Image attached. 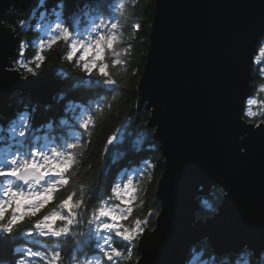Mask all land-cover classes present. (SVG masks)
<instances>
[{
  "label": "clouds",
  "instance_id": "clouds-1",
  "mask_svg": "<svg viewBox=\"0 0 264 264\" xmlns=\"http://www.w3.org/2000/svg\"><path fill=\"white\" fill-rule=\"evenodd\" d=\"M136 4L137 0H82L66 14V0H56L51 7L48 0H37L19 21L22 34L36 37L12 32L17 42L3 65L4 74L15 73L21 81L38 77L48 72L50 56L59 53L55 76L62 81L79 78L47 103L16 89L7 97L13 115L0 112V264H141V258L149 264L143 250L145 231L148 236L157 233L149 217L155 224L160 212L141 211L143 173L123 182L118 176L108 194L100 174L86 175L88 169L82 167L96 123L111 110L109 98H70L85 81L113 93L112 100L121 94L133 53L131 41L142 27ZM246 55L247 87L237 95L235 111L238 136L264 132V35ZM74 103L83 114L70 120L68 109ZM38 115L46 119L35 125ZM242 147L240 153L246 154L247 147ZM217 184L223 185L220 192ZM196 192L190 208L193 226L216 221L231 189L222 182L199 183ZM174 264H264V230L224 248L217 247L211 234L199 235L186 243Z\"/></svg>",
  "mask_w": 264,
  "mask_h": 264
},
{
  "label": "water",
  "instance_id": "water-1",
  "mask_svg": "<svg viewBox=\"0 0 264 264\" xmlns=\"http://www.w3.org/2000/svg\"><path fill=\"white\" fill-rule=\"evenodd\" d=\"M36 1L0 0V112L8 117L12 91L22 89L47 103L66 81L54 69L27 81L2 71L14 54L12 32L19 37L5 16L25 13ZM260 35L264 0H155L137 100L139 112L150 111L147 126L154 128L152 140L163 159L157 233L148 236L146 230L143 242L149 264L178 262L186 243L202 234H211L224 248L264 230V132L238 136L235 115L237 95L247 87L246 54ZM242 146L246 154L240 153ZM216 182L231 189L222 215L193 226L196 185Z\"/></svg>",
  "mask_w": 264,
  "mask_h": 264
},
{
  "label": "trees",
  "instance_id": "trees-1",
  "mask_svg": "<svg viewBox=\"0 0 264 264\" xmlns=\"http://www.w3.org/2000/svg\"><path fill=\"white\" fill-rule=\"evenodd\" d=\"M55 2L56 0H48V6H54ZM81 2L82 0H66V14L74 12ZM154 5L155 0H137L135 5V11L142 19V27L136 39L131 41L134 45L133 53L128 62L127 83L120 89L121 94L115 100H112L111 96L113 93L106 92L103 87L93 88L88 85L87 81L79 89L70 93V98L76 101L85 98H98L102 94L109 98L108 103L111 105V110L107 111L106 115L96 123L92 138L88 141L89 147L86 158L82 162V167L88 169L86 175L95 176L97 173L100 174L101 186L108 194H110V188L116 182L118 176L121 177L122 181L133 174L139 178L141 173H143L144 206L141 211L145 215L150 209L160 211V202L157 199L156 191L163 171L160 145L152 140L154 131L147 127L150 111H137L138 84L145 65ZM31 9L26 13L10 11L5 16V21L17 29L19 37L21 35L29 39L36 37V34L32 32L22 34L19 29V21L25 19ZM58 60L59 53H53L45 70L49 71L51 68L55 70L58 66ZM78 78L77 76L70 77L65 81L63 88ZM255 82L256 77H253L252 83L254 84ZM68 112L71 114L70 120H75L78 115L83 114V109L74 103L68 109ZM44 119L46 117L38 115L34 124L39 125ZM145 131L147 135H145ZM113 133L115 135L112 142L109 143L108 138ZM84 140H87V137ZM106 145L107 152L104 151ZM150 145H154L155 150ZM102 157L103 160L101 159ZM89 165L91 166L90 168ZM149 165L153 167L149 168ZM149 174L151 179H148ZM220 190L221 187H216L217 192H220ZM95 199L96 197L93 198L92 203L95 202ZM135 211L134 208V214ZM152 219V217H149V223L152 227H155L156 223L152 224Z\"/></svg>",
  "mask_w": 264,
  "mask_h": 264
},
{
  "label": "rangeland",
  "instance_id": "rangeland-1",
  "mask_svg": "<svg viewBox=\"0 0 264 264\" xmlns=\"http://www.w3.org/2000/svg\"><path fill=\"white\" fill-rule=\"evenodd\" d=\"M37 2V1H36ZM31 9V8H30ZM29 9V10H30ZM28 12V11H27ZM26 13V12H25ZM12 26V25H11ZM14 27V26H13ZM15 28V27H14ZM16 29V28H15ZM17 30V29H16ZM18 33V32H17ZM65 85V84H64ZM63 85V86H64ZM63 88V87H62ZM137 100H138V98H137ZM138 111V110H137ZM143 111V110H142ZM145 111V110H144ZM139 112V111H138ZM141 112V111H140ZM13 115V114H12ZM150 116V115H149ZM148 124V123H147ZM148 127V126H147ZM149 128V127H148ZM150 129H152L153 131H154V128H150ZM121 182H123V180L121 181ZM217 187H220V186H217ZM157 218V217H156Z\"/></svg>",
  "mask_w": 264,
  "mask_h": 264
},
{
  "label": "bare ground",
  "instance_id": "bare-ground-1",
  "mask_svg": "<svg viewBox=\"0 0 264 264\" xmlns=\"http://www.w3.org/2000/svg\"><path fill=\"white\" fill-rule=\"evenodd\" d=\"M62 89V88H61Z\"/></svg>",
  "mask_w": 264,
  "mask_h": 264
}]
</instances>
